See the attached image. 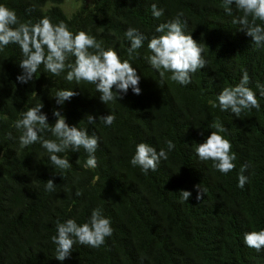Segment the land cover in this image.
<instances>
[{
	"label": "trees",
	"instance_id": "obj_1",
	"mask_svg": "<svg viewBox=\"0 0 264 264\" xmlns=\"http://www.w3.org/2000/svg\"><path fill=\"white\" fill-rule=\"evenodd\" d=\"M62 3L0 0L21 22L47 16L54 24L63 21L74 33L85 31L102 40L105 49L113 48L137 69L141 94L129 88L120 93L123 99L105 105L95 85L69 82L66 71L53 76L43 66L21 84L19 46L10 44L0 52V264H264V250L258 253L244 243L245 233L264 230V97L256 89L257 81L264 84V47L254 45L232 23L240 15L235 6L229 16L222 0H92L90 7L67 17ZM153 3L164 9L159 19L152 16ZM178 13H183L185 32L201 44L207 61L186 86L170 80L161 84L145 59L151 54L149 40L159 35L155 28ZM129 27L146 37L131 58L124 36ZM244 71L260 109L236 117L214 108L221 90L237 85ZM62 89L77 95L59 106L54 97ZM38 103H43L49 125L55 123L53 111L59 110L69 126L99 137L96 168L83 167V149L59 154L72 165L61 170L40 143L20 148L15 121ZM110 114L116 120L105 126L99 118ZM89 115L95 124L87 122ZM216 120L227 129L222 135L237 156L236 168L227 175L195 153V145L215 131L210 125ZM41 135L54 139L48 131ZM168 140L176 147L155 172L145 174L131 165L139 143L167 151ZM244 164L250 165L244 173L249 181L240 189L238 174ZM49 179L56 185L54 192L45 190ZM197 185L206 189L200 201ZM181 191L191 192L188 201L181 199ZM97 207L111 220L112 236L100 248L75 244L70 258L56 260L51 238L57 222L86 223Z\"/></svg>",
	"mask_w": 264,
	"mask_h": 264
},
{
	"label": "clouds",
	"instance_id": "obj_2",
	"mask_svg": "<svg viewBox=\"0 0 264 264\" xmlns=\"http://www.w3.org/2000/svg\"><path fill=\"white\" fill-rule=\"evenodd\" d=\"M233 5L240 15L234 17L232 23L239 25V30L251 37L254 45L264 47V25L257 23L264 22V0H222L224 11L229 16L233 15ZM151 12L154 18L159 19L163 16L164 9L153 3ZM182 16L183 13H178L174 19L160 23L155 28L159 35L152 36L147 44L151 54L145 59L151 68L159 73L161 84L170 80L186 86L192 82L194 73L207 66L203 55L204 48L190 34H186V21L182 22ZM124 36L130 44L129 57H133L134 53L138 55L137 50L144 46L145 35L138 28L129 27ZM10 44L18 45L23 56L19 63L23 72L17 76V81L21 84L31 81L43 66L45 71L53 76H60L66 71L65 79L69 82L95 85L99 99L105 105L123 99L120 93L126 94L129 88L134 94H141V77L137 69L128 59L121 60L113 48L105 49L102 40L85 31L74 33L63 21L54 24L47 16L35 23L21 22L14 9L0 4V52ZM70 58L74 60L69 62ZM249 83L250 77L247 71H244L240 82L235 86L224 87L216 97L217 102L212 106L224 112L230 111L236 117H240L246 110H259V100L256 92L248 86ZM256 89L260 96L264 97V84L257 81ZM75 95L77 93L74 91L62 89L55 92L54 99L57 105L63 106L65 101ZM43 108V103H38L24 111L22 118L15 121L14 127L21 131L20 148L40 143L49 154L51 163L61 170L70 169L72 165L67 157L59 154L68 150L78 152L83 149L87 153L83 167L96 168L98 161L95 153L99 147V137L95 134L89 135L87 129L69 126L59 110L53 111L55 123L49 125L47 114L42 112ZM99 119L105 126H111L116 117L110 114ZM95 120L94 116H87L89 124H95ZM210 127L215 131H211L203 143L195 145V153L201 161H211L218 172L227 175L236 168L234 162L237 156L232 152L230 140L222 135L227 131L225 126L216 120ZM45 131L50 132L54 139L44 138L41 133ZM9 138H12L11 133ZM166 145L167 151L163 148L157 151L148 143H139L130 160L131 165L139 167L145 174L149 170L155 172L161 160H167L168 153L176 147L172 140H168ZM249 167V164H244L240 168L237 185L240 189L249 181L248 176L244 175ZM55 188L52 179L45 183L46 191L54 192ZM196 191V199L202 200L206 189L197 185ZM76 195L79 196L80 193L77 192ZM179 195L183 201H188L192 194L189 191H181ZM56 231L57 234L51 239L57 246L55 259L58 261L70 258L75 244L100 248L105 244L106 238L113 234L111 220L99 207L91 211L86 223L78 224L75 219L58 221ZM244 243L256 252H261L264 250V230L245 233Z\"/></svg>",
	"mask_w": 264,
	"mask_h": 264
},
{
	"label": "rangeland",
	"instance_id": "obj_3",
	"mask_svg": "<svg viewBox=\"0 0 264 264\" xmlns=\"http://www.w3.org/2000/svg\"><path fill=\"white\" fill-rule=\"evenodd\" d=\"M91 4L92 0H63L60 9L68 17L77 9L90 7Z\"/></svg>",
	"mask_w": 264,
	"mask_h": 264
}]
</instances>
